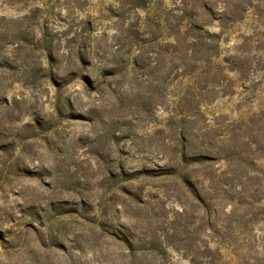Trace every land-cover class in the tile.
<instances>
[{"label": "rangeland", "instance_id": "rangeland-1", "mask_svg": "<svg viewBox=\"0 0 264 264\" xmlns=\"http://www.w3.org/2000/svg\"><path fill=\"white\" fill-rule=\"evenodd\" d=\"M149 1L0 0V264H264V0Z\"/></svg>", "mask_w": 264, "mask_h": 264}, {"label": "trees", "instance_id": "trees-1", "mask_svg": "<svg viewBox=\"0 0 264 264\" xmlns=\"http://www.w3.org/2000/svg\"><path fill=\"white\" fill-rule=\"evenodd\" d=\"M196 1L197 0H193V2L189 0H180V2L176 4L173 9V11L179 10L182 13L179 22L177 25L168 23V38L170 39V42L168 43L167 52L170 53L172 58H175V67L188 74L197 73L194 64H188L189 60L195 58L196 60H204V62H207L211 57V49L214 48V41L212 40L214 34L206 31L203 25L199 24L196 20H190L188 23L185 20L191 15V13H193V3H196ZM144 3L145 4L134 3L133 5L137 10H139L140 8L142 9L146 7L151 2H146L145 0ZM203 7L211 11V8H209L207 4ZM191 66H193V68H191ZM182 100L189 105L192 103L191 95H186L184 99L182 98ZM182 115L187 119H191L194 116V114H191L190 108H186ZM185 157L186 156L183 150V162H186ZM197 197L199 196L197 195Z\"/></svg>", "mask_w": 264, "mask_h": 264}]
</instances>
